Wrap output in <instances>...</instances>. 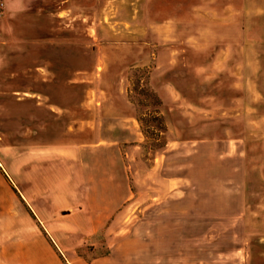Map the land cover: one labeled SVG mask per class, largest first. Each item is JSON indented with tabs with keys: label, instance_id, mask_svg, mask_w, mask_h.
Listing matches in <instances>:
<instances>
[{
	"label": "rangeland",
	"instance_id": "1",
	"mask_svg": "<svg viewBox=\"0 0 264 264\" xmlns=\"http://www.w3.org/2000/svg\"><path fill=\"white\" fill-rule=\"evenodd\" d=\"M218 1H230L232 20H219ZM192 2L93 0L67 22L86 33L69 41L89 45V59L104 46L89 91L135 115L149 141L132 164L142 178L120 216L129 222L89 246L96 264H264V0H217L214 18L175 20ZM161 44L175 48L174 66L155 65Z\"/></svg>",
	"mask_w": 264,
	"mask_h": 264
},
{
	"label": "crops",
	"instance_id": "2",
	"mask_svg": "<svg viewBox=\"0 0 264 264\" xmlns=\"http://www.w3.org/2000/svg\"><path fill=\"white\" fill-rule=\"evenodd\" d=\"M1 1L0 264H96L89 246L97 250L129 222L120 216L135 207L142 178L132 164L149 141L135 115L89 91L88 69L104 64V46L91 45L89 59V45L69 41L86 33L67 22L85 17L93 0ZM215 2L193 0L174 19L214 18ZM218 2L219 20H232L230 1ZM211 32L215 42L225 38ZM173 49L156 48L155 65L174 66Z\"/></svg>",
	"mask_w": 264,
	"mask_h": 264
},
{
	"label": "trees",
	"instance_id": "3",
	"mask_svg": "<svg viewBox=\"0 0 264 264\" xmlns=\"http://www.w3.org/2000/svg\"><path fill=\"white\" fill-rule=\"evenodd\" d=\"M130 96V95H129ZM130 98V97H129ZM131 102H132V99L130 98ZM134 103V102H133ZM136 105V104H135Z\"/></svg>",
	"mask_w": 264,
	"mask_h": 264
},
{
	"label": "built area",
	"instance_id": "4",
	"mask_svg": "<svg viewBox=\"0 0 264 264\" xmlns=\"http://www.w3.org/2000/svg\"><path fill=\"white\" fill-rule=\"evenodd\" d=\"M2 4L0 3V6H1Z\"/></svg>",
	"mask_w": 264,
	"mask_h": 264
}]
</instances>
